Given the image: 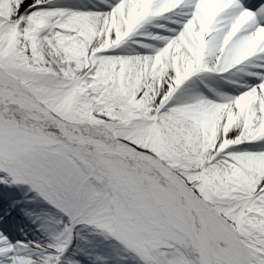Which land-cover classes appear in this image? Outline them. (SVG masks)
<instances>
[{
    "label": "snow or ice",
    "instance_id": "snow-or-ice-1",
    "mask_svg": "<svg viewBox=\"0 0 264 264\" xmlns=\"http://www.w3.org/2000/svg\"><path fill=\"white\" fill-rule=\"evenodd\" d=\"M0 264H264V0H0Z\"/></svg>",
    "mask_w": 264,
    "mask_h": 264
}]
</instances>
